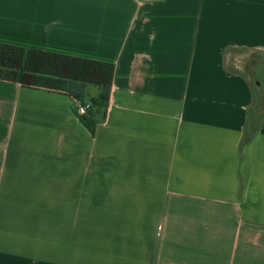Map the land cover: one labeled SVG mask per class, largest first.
<instances>
[{
	"label": "crops",
	"instance_id": "1",
	"mask_svg": "<svg viewBox=\"0 0 264 264\" xmlns=\"http://www.w3.org/2000/svg\"><path fill=\"white\" fill-rule=\"evenodd\" d=\"M0 43L115 65L93 135L0 80V264H264V121L241 144L229 68L264 0H0Z\"/></svg>",
	"mask_w": 264,
	"mask_h": 264
},
{
	"label": "trees",
	"instance_id": "2",
	"mask_svg": "<svg viewBox=\"0 0 264 264\" xmlns=\"http://www.w3.org/2000/svg\"><path fill=\"white\" fill-rule=\"evenodd\" d=\"M232 50L251 54V61L243 71L229 67L247 78L251 87V104L241 140L243 144L252 138L264 121V52L238 47ZM114 70L115 65L108 61L0 43V80L65 94L73 104L75 101L88 102L90 105L85 113L79 114L74 106L73 111L92 135L105 115ZM90 87L95 88L94 95L90 94ZM258 113L260 120L255 125L252 121Z\"/></svg>",
	"mask_w": 264,
	"mask_h": 264
},
{
	"label": "rangeland",
	"instance_id": "3",
	"mask_svg": "<svg viewBox=\"0 0 264 264\" xmlns=\"http://www.w3.org/2000/svg\"><path fill=\"white\" fill-rule=\"evenodd\" d=\"M230 63L234 68L239 67L242 71L247 67V64L251 61L250 53H243L242 51H230L229 52ZM258 119L260 120V114H256L253 118V123L256 125L258 123ZM250 124H253V123Z\"/></svg>",
	"mask_w": 264,
	"mask_h": 264
},
{
	"label": "built area",
	"instance_id": "4",
	"mask_svg": "<svg viewBox=\"0 0 264 264\" xmlns=\"http://www.w3.org/2000/svg\"><path fill=\"white\" fill-rule=\"evenodd\" d=\"M89 103L86 102V103H81L79 101H75L73 106L76 108L77 112L79 114H83L86 112L87 108L89 107Z\"/></svg>",
	"mask_w": 264,
	"mask_h": 264
}]
</instances>
